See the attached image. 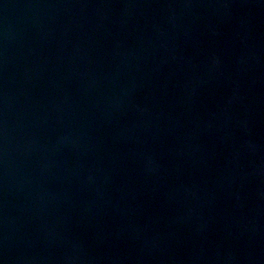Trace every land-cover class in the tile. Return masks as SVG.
Returning a JSON list of instances; mask_svg holds the SVG:
<instances>
[{
	"label": "water",
	"instance_id": "95a60500",
	"mask_svg": "<svg viewBox=\"0 0 264 264\" xmlns=\"http://www.w3.org/2000/svg\"><path fill=\"white\" fill-rule=\"evenodd\" d=\"M0 264H264V0H0Z\"/></svg>",
	"mask_w": 264,
	"mask_h": 264
}]
</instances>
